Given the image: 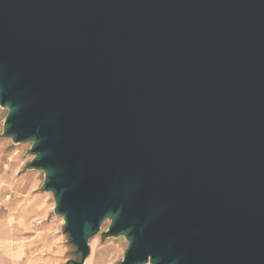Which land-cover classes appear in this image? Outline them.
Wrapping results in <instances>:
<instances>
[{
	"label": "water",
	"instance_id": "1",
	"mask_svg": "<svg viewBox=\"0 0 264 264\" xmlns=\"http://www.w3.org/2000/svg\"><path fill=\"white\" fill-rule=\"evenodd\" d=\"M0 106L73 264H264V0H0Z\"/></svg>",
	"mask_w": 264,
	"mask_h": 264
},
{
	"label": "rangeland",
	"instance_id": "2",
	"mask_svg": "<svg viewBox=\"0 0 264 264\" xmlns=\"http://www.w3.org/2000/svg\"><path fill=\"white\" fill-rule=\"evenodd\" d=\"M9 108H0V264H70L79 261L54 212L55 197L45 190L46 173L30 167L33 142L14 143L4 135ZM106 219L89 235L84 264H119L129 245L126 235L106 236ZM149 264V263H148Z\"/></svg>",
	"mask_w": 264,
	"mask_h": 264
},
{
	"label": "bare ground",
	"instance_id": "3",
	"mask_svg": "<svg viewBox=\"0 0 264 264\" xmlns=\"http://www.w3.org/2000/svg\"><path fill=\"white\" fill-rule=\"evenodd\" d=\"M0 108H3V107L0 106ZM4 108H5V107H4ZM9 138H10L11 140L13 139L12 136H10ZM45 172H46V171H45ZM46 173H47V172H46ZM59 217H61V219H62V221H63V217H62V216H59Z\"/></svg>",
	"mask_w": 264,
	"mask_h": 264
},
{
	"label": "trees",
	"instance_id": "4",
	"mask_svg": "<svg viewBox=\"0 0 264 264\" xmlns=\"http://www.w3.org/2000/svg\"><path fill=\"white\" fill-rule=\"evenodd\" d=\"M70 264H73V263H70Z\"/></svg>",
	"mask_w": 264,
	"mask_h": 264
}]
</instances>
